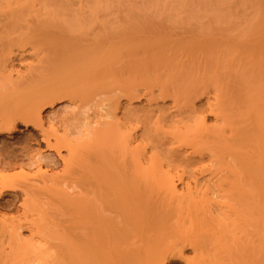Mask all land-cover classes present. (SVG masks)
I'll use <instances>...</instances> for the list:
<instances>
[{
	"label": "bare ground",
	"instance_id": "1",
	"mask_svg": "<svg viewBox=\"0 0 264 264\" xmlns=\"http://www.w3.org/2000/svg\"><path fill=\"white\" fill-rule=\"evenodd\" d=\"M209 2L0 0V264H264V6Z\"/></svg>",
	"mask_w": 264,
	"mask_h": 264
},
{
	"label": "rangeland",
	"instance_id": "2",
	"mask_svg": "<svg viewBox=\"0 0 264 264\" xmlns=\"http://www.w3.org/2000/svg\"><path fill=\"white\" fill-rule=\"evenodd\" d=\"M207 1V3L210 1H208V0H206ZM213 1V2H212ZM215 0H211V2L212 3H215V2H217V1H215ZM226 1H229L228 3L231 5V3L233 2V5L235 4V6L237 5V6H239L240 4L241 5H245V6H249V5H253V6H264V0H224V2H223V0H220V2H223V4H225L226 3ZM235 1V2H234ZM219 2V0H218V3H220ZM210 3V2H209ZM218 3H215L214 5H216V4H218ZM211 4V3H210ZM222 4V3H221ZM227 4V3H226ZM213 5V4H212ZM240 5V6H241ZM143 102V101H142ZM56 109H58V110H60L61 109V106L60 105H58L57 107H56ZM18 130H19V133H15L14 135H12L11 137H3V138H1L0 139V142L2 141V139H3V141L2 142H4V141H6V143H9L10 141L7 139V138H12V137H14V140H13V142H15L17 139H19L20 137H21V132H25V130H24V128L23 127H18ZM28 130H30V129H28ZM9 142H8V141ZM12 142V141H11ZM5 200L6 199H8L7 197L6 198H4ZM204 203V201L202 200V199H198V203L196 204V206H192L191 204H188L187 202H183L182 204H179V205H177V206H175L174 208H173V210L172 211H170V213H169V215H168V217H169V219H170V221H171V223L172 224H177L178 223V225L179 226H181L182 224H188L189 222H190V220H192L194 217H195V215L200 211V208H201V205ZM157 218V215L156 214H154V219H156ZM218 219H219V217H218ZM178 226V227H179ZM187 226V225H186ZM69 231V230H68ZM67 231V232H68ZM220 232L219 231V228L217 227V225L214 223V224H212V225H209V226H206V227H203V228H201V227H199V229H191V231L188 233V234H190V235H192V236H194V237H198L199 239H202V238H206V237H210L211 235H212V233L213 232ZM65 233H67L66 231H64ZM70 232V231H69ZM68 232V233H69ZM179 232H185L184 230H178V229H173V228H168V230L167 231H165V232H160V231H154L153 230V232H150L149 234H147V235H140V236H138L137 238H135L134 240L136 241H139V240H141V242L142 243H144V244H151V245H155L160 251H162V252H165V251H167V250H169L174 244H177L179 241H180V239L182 238V235L183 234H181V233H179ZM60 233V232H59ZM56 233V234H54V237H55V241H52L51 243H55L56 241H57V238H59V235H60V237H63V239L64 238H66V236L68 235V234H66V236H63V234L65 235V233ZM58 234V235H57ZM69 235H71V232H70V234ZM68 235V236H69ZM57 237V238H56ZM71 238V237H70ZM70 238H68L67 237V239H68V241H69V239ZM61 239V238H60ZM60 239H58L59 240V242L61 241V243H62V240H60ZM132 240V238H129V240H128V242H130ZM219 240V239H218ZM64 242V241H63ZM66 242V241H65ZM64 242V243H65ZM51 243H49V244H51ZM69 243V242H68ZM68 243H65V244H63V246H64V248L66 247L67 248V246L68 245H66V244H68ZM60 243H58L57 242V244L55 243V245L56 246H61V244L59 245ZM51 245H54V244H51ZM55 245H54V247H55ZM209 245L210 246H214V247H216V248H219V249H222V248H224L225 247V242L223 241V240H220V241H214V242H211V243H209ZM57 247V248H58ZM22 247H20V249H21ZM26 248V247H25ZM24 247L22 248L23 250L25 249ZM28 248V247H27ZM62 248V247H61ZM65 248V249H66ZM53 249V248H52ZM56 249V248H55ZM60 249V248H59ZM64 249V250H65ZM23 250H21L22 252H24ZM54 250V249H53ZM62 249H60V251H61ZM223 250V249H222ZM55 251V250H54ZM57 251V250H56ZM15 253L17 252V251H14ZM14 252L12 253V255L14 254ZM27 252V251H26ZM52 252V251H51ZM57 252H59V251H57ZM61 252H63V250L61 251ZM65 252H66V254H67V249L65 250ZM20 253V252H19ZM53 253V252H52ZM59 254V253H58ZM65 253L63 252V255H64ZM16 256H17V253L15 254ZM53 255L54 254H52V255H50V253H48L47 254V256H45L46 257V260H47V257H50V259H51V257H53ZM56 255V254H55ZM62 255V254H61ZM193 254H192V252L189 250V249H186L185 251H184V256L185 257H189V258H191V257H193L192 256ZM16 256H14V257H16ZM21 256V255H20ZM20 256H19V258H20ZM58 256L59 255H57V258H58ZM65 256V255H64ZM23 257V256H22ZM54 257H56V256H54ZM62 257V256H61ZM56 258V259H57ZM60 258V257H59ZM57 259V260H60V259ZM65 258H67L68 259V257H65ZM11 259H14V258H11ZM17 259V258H16ZM15 259V260H16ZM49 259V258H48ZM52 259H54V263H56L57 264V262L55 261L56 259L55 258H52ZM51 259V260H52ZM15 260H14V264H16V263H18L19 261H18V259H17V261L18 262H16L15 263ZM21 260V259H20ZM48 261V260H47ZM46 261V262H47ZM50 261V260H49ZM49 261H48V263H49ZM62 261V260H61ZM67 261H69V260H67ZM11 262H12V260H11ZM52 262V263H53ZM8 263H10V262H8ZM7 263V264H8ZM47 263V264H48ZM53 263V264H54ZM60 263V262H59ZM58 263V264H59ZM65 263H66V261H65ZM10 264H12V263H10ZM19 264V263H18ZM45 264V263H44ZM49 264H51V262L49 263ZM61 264V263H60ZM176 264H185L183 261H179L178 263H176ZM191 264H203V263H201V262H193V263H191Z\"/></svg>",
	"mask_w": 264,
	"mask_h": 264
}]
</instances>
